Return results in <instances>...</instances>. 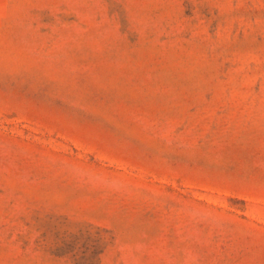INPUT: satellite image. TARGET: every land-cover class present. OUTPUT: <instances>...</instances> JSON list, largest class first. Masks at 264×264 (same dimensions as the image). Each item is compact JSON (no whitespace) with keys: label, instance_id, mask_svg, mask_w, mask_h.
I'll return each instance as SVG.
<instances>
[{"label":"rangeland","instance_id":"obj_1","mask_svg":"<svg viewBox=\"0 0 264 264\" xmlns=\"http://www.w3.org/2000/svg\"><path fill=\"white\" fill-rule=\"evenodd\" d=\"M0 264H264V0H0Z\"/></svg>","mask_w":264,"mask_h":264}]
</instances>
